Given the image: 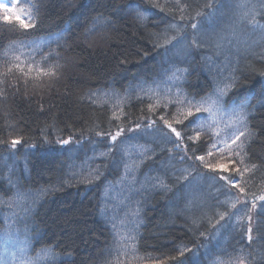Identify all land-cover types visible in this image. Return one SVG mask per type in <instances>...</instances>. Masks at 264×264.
<instances>
[{"label":"trees","instance_id":"obj_1","mask_svg":"<svg viewBox=\"0 0 264 264\" xmlns=\"http://www.w3.org/2000/svg\"><path fill=\"white\" fill-rule=\"evenodd\" d=\"M3 2L8 11L0 8V73L9 63L23 69L13 67L0 77L5 81L0 85V140H22L15 149L0 143V237L14 231L17 240L7 246L0 238L6 262L11 259L7 264L19 263L25 244L32 254L48 250L43 264H177L166 257L178 256L179 246L193 249L180 258L187 264H212L218 257L229 264L242 255L264 264V215L252 213L250 243L244 221L237 226L235 218L224 228L225 221L216 224L220 231L213 238L216 212L232 211L218 203L228 198L223 182L199 161H180L183 152L159 130L170 131L159 119L163 115L182 136L195 135L187 126L204 117L199 139L184 143L189 155L193 145L197 155H205L214 140L246 124L253 135L246 132L237 144L243 142L244 163L258 167L245 173L248 183L241 186L249 194H264V31L242 20L253 6L260 10L262 0H247V8L240 7L243 0H215L216 11L201 19V31L184 28V39L173 41L175 47L158 46L157 34L173 15L153 8L149 0ZM185 2L194 15L205 0ZM17 8L31 15L34 28L25 32L3 21ZM138 10L148 17L144 24L136 18ZM97 17L105 23L89 31ZM256 19L264 25V16ZM42 52L53 54L49 61L62 66L56 76L38 77V68L47 70L45 63L29 71L27 58L40 61ZM233 78L234 86L226 88ZM219 90L225 95L217 110L206 98L218 99ZM193 98L213 116L224 111L218 122L203 108L200 113L193 108L187 119L177 113L178 108L186 111V101ZM240 105H246L245 123L233 111ZM120 127L124 132L115 144L96 135ZM69 137V144L57 143ZM213 152L206 157L211 162L220 155ZM232 159L243 169L237 157ZM183 169L191 175L177 181ZM157 178L168 188L157 186ZM17 194L23 197L19 202Z\"/></svg>","mask_w":264,"mask_h":264},{"label":"snow or ice","instance_id":"obj_2","mask_svg":"<svg viewBox=\"0 0 264 264\" xmlns=\"http://www.w3.org/2000/svg\"><path fill=\"white\" fill-rule=\"evenodd\" d=\"M149 2L152 4L153 8L159 9L161 12H167L169 14L173 15V22L170 23L167 28L164 29L163 32L160 34H157V39H158V46L160 47H166L168 45H172L175 47L173 44V41H176L177 43H180L183 41L184 37L182 36V30L186 27H190L194 33H199L201 31V26H200V21L201 19H210L212 15H214L216 11V4L215 0H205V2L198 6V8L195 10V14L191 15L190 10L191 6L185 2L181 3V0H174L173 3H169V0H165L163 4L160 3V0H149ZM240 7L242 8H247V0H243V2L240 4ZM0 8H3L5 12L8 11V8L5 4L0 3ZM204 9H207L209 11L205 12ZM178 13V17L175 15ZM258 15L264 16V0H262V7L260 10H257L255 6H253L251 9L247 10L243 14L242 20H246L247 23L254 25L257 28H260L261 31H264V25L260 24L259 21L256 19ZM137 20L139 23L144 24L148 17L144 11H137ZM189 19L193 22L190 24H182L180 22L184 21L185 19ZM3 21L14 25L18 27L19 29L25 30V32L28 29L34 28L35 24L31 23L29 21L32 20L31 15H25L24 9L22 8H17L16 12L12 15H5L3 18ZM105 23V21L101 20L99 17H97L92 25V28L89 29V31H92L93 29L97 28L99 25ZM170 32H174L175 35H170ZM62 37H57V40L61 39ZM179 38V39H178ZM163 41L162 43H159V41ZM191 43L195 46H199L197 44L196 39L191 40ZM23 47V45H21ZM219 46V45H218ZM5 56H7V52L4 53ZM49 55L53 54H43L41 53V60L36 61L35 57L30 56L28 57V68L29 71H31L32 66L35 64L39 66L41 63L47 64V70L44 68H38V77L40 75H45V76H56L58 70L62 67L59 63H51L49 61ZM59 54H55V56H58ZM15 61L20 60V56H15L14 58ZM13 67L18 69L21 73H23V69L21 68L19 63H9L6 71L0 73V77L6 76L12 72ZM180 71V70H177ZM26 75V73H24ZM261 75H264V72L261 73ZM176 79H179V77H175ZM5 83L4 79H0V85H3ZM235 84V78H233V83L226 85V88L230 89L234 86ZM225 95L224 90H219L217 92L218 99L212 100L211 97H207L206 99L211 100V103L213 105H217V110H219V104L220 100L223 98ZM205 98H202V101ZM178 105H183L185 101L183 100H178L176 101ZM188 107L187 110L184 111L181 108L177 109V113L180 115H183L184 119H187L189 116H193V111L192 109L195 108L196 113H200L203 108L202 102H195L194 103V98L193 99H188L186 101ZM246 105H240L239 109H234V114L237 116V119L241 123H245L247 119V111ZM204 112H209L208 108H203ZM213 117V114L209 112V119ZM175 119V114L174 117ZM159 119L163 122L164 125L167 126V128L170 130L169 132L163 131V129H159L162 133V137L167 138V140L171 141L175 147V149L178 152H183V155H180L178 159L180 161H184L186 158L189 160L194 159L195 161L200 162V166L202 168L209 169L212 172L218 173L216 176L213 177L214 180L217 181H222V187L225 189V194L226 198L224 201H219L220 206H228L229 209H236V204H240L241 207L239 209H236L235 212L232 211H224L220 212L217 211L216 215L218 219H216V223L212 225L213 228H215V232L213 233V238L219 233L220 228H216V224H220L221 221H225L224 224H220L221 228L226 227L231 221L235 218L237 220V226H239L240 221H244V235L247 237L249 243L252 241L253 236V228H252V213L256 212L257 215H264V194L262 195H256L255 193L249 194L246 191V187H242L241 184L243 183L244 185H247L248 181L244 179L245 173H251L254 172V170L257 169V165L254 163H249L245 164V156L247 153H245L244 156L241 155V152L243 151V142L241 144H237V141L241 140V137L246 136V132L248 136L253 135V133L248 132L247 126L245 124V129L244 130H237L233 134H231L227 138H221L219 140H214L212 144L208 146V150L205 155H197L196 154V146L193 145L190 149L192 155H189V145L185 144L184 141L187 139L188 141H196L200 137V131L199 129L203 128V120L204 117L202 116H196L193 120H191L188 124V128L191 129L192 132L195 133V135H187V136H182L181 131H177L175 127H173L172 123L169 122V120H166L163 115L159 117ZM175 122L177 124H182L183 120L176 119ZM156 122L152 121L148 127H151L154 125ZM137 128L140 127L139 124L136 125ZM132 129H130L131 131ZM124 132V129L122 127L118 128L117 131L114 133L111 131L108 132H97L96 135L98 136H108L109 140L115 144L117 141V138ZM247 138V137H246ZM230 141V143H229ZM71 142V137L68 139H62L58 140L57 143L60 145H66ZM0 143H6L11 149H15L17 145L22 143V140L20 138H15V139H10L7 141L0 140ZM235 145L236 147L233 148L232 146ZM32 147H35V145H31ZM213 149L216 150L217 153H219V158L215 162H211L210 160L206 159V157H212L214 155ZM111 150V149H110ZM171 151V149H169ZM235 156L238 158V162L240 165H243V169L241 167L237 166V160L232 159V157ZM127 168V166H125ZM227 173V174H225ZM191 175V172L188 169H183L181 170V175L176 177L177 181L179 180H184L188 181L189 176ZM252 177L250 176L249 179ZM158 184L157 186L164 187L165 189L168 188V185L164 183L162 180H159L157 178ZM191 183V181H189ZM235 190V191H233ZM47 191V190H43ZM264 191V189H262ZM243 193L244 196L241 197L239 194ZM23 197L20 196V194H17L16 200L19 202ZM234 200V202H231ZM0 203H3L0 201ZM9 206H11V203H9ZM246 211L245 216H239L240 212ZM227 217V220L225 219ZM199 235L201 237L205 236L204 232H200ZM131 240L135 241V237H130ZM120 247H124V245H120ZM133 250L134 249V244H133ZM176 251L178 252V256H171V257H166V259H170L173 261H176L177 264H187L186 260L180 259L181 257L185 256L186 252H193L192 248H189L187 246H179ZM243 250H241L242 252ZM21 252V258L19 261V264H41V257L42 255H47L48 250H41L40 254H37L36 257H30L27 255L28 253V248L27 245L25 244L24 247L20 249ZM195 254V253H193ZM249 256L251 255L250 253L248 254ZM246 257L245 256H239L236 257L235 260L229 262V264H244ZM212 264H225V261L220 259L219 257L214 259Z\"/></svg>","mask_w":264,"mask_h":264},{"label":"rangeland","instance_id":"obj_3","mask_svg":"<svg viewBox=\"0 0 264 264\" xmlns=\"http://www.w3.org/2000/svg\"><path fill=\"white\" fill-rule=\"evenodd\" d=\"M3 4H5V3L3 2ZM223 112H224V111H219L216 115H214V116H213V121H214V122H218V120H219V118H220V116H221V114H222ZM222 124H223V126L225 127L226 123L223 122ZM239 207H240V204H236V209H239ZM236 209H231V210H232V212H235ZM13 212H14V211H13ZM13 212H12V213H13ZM244 214H245V211H244V212H240V213H239V216H244ZM11 216L13 217V214H11ZM13 218H14V217H13ZM11 231H13V230H11ZM5 233H6V234L4 235V232H3V234L1 235L0 238H1L2 241H4L5 243H6V241H7V246H8V243H10V241H17V240H13V239H12V237L15 236V234H13L14 231H13V233H12V232L6 230ZM26 245H27V244H26ZM27 247H28V246H27ZM29 251H30V250H29ZM0 253H1V259H2V263H3V264H7V262L11 261V259H9V260L6 262V255H5L4 251L1 252V250H0ZM40 253H41V251H39V252H37V253H34V254L28 252L27 255L30 256V257H36L37 254H40ZM21 255H22L21 253L18 254V256H17L16 259L20 261ZM48 258H49L48 253H47V255H42V257H41V264H43V263L46 261L45 259H48ZM18 264H19V263H18ZM237 264H238V262H237ZM244 264H252V263H251V262L244 261Z\"/></svg>","mask_w":264,"mask_h":264}]
</instances>
